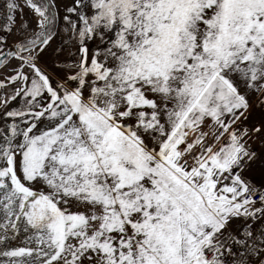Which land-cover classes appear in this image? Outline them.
Returning a JSON list of instances; mask_svg holds the SVG:
<instances>
[{"label": "snow or ice", "instance_id": "snow-or-ice-1", "mask_svg": "<svg viewBox=\"0 0 264 264\" xmlns=\"http://www.w3.org/2000/svg\"><path fill=\"white\" fill-rule=\"evenodd\" d=\"M0 264H264V0H0Z\"/></svg>", "mask_w": 264, "mask_h": 264}]
</instances>
